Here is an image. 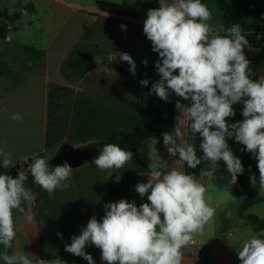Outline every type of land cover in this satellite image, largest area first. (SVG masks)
Listing matches in <instances>:
<instances>
[{"label":"crops","instance_id":"0c3cea01","mask_svg":"<svg viewBox=\"0 0 264 264\" xmlns=\"http://www.w3.org/2000/svg\"><path fill=\"white\" fill-rule=\"evenodd\" d=\"M100 1L118 5L119 13H104L95 4L84 5L74 0H32L26 10L19 1L10 4L9 0H0V14L4 10L9 15L19 13L18 21L9 26L7 36L0 39V56L6 64V72L0 76V150L11 152L14 164L4 168L0 160V174L16 178L18 167L28 169L37 154L50 161L56 154L63 155L66 151L99 142L119 146L135 142L140 82L98 64L83 78L67 80L61 73V66L81 43L94 44L109 63L111 60L129 72H132L129 63L120 60L119 54L127 53L133 58L136 64L134 73H139L142 62L147 60L144 77L152 87L160 79L156 69L160 57L152 51V43L144 34L143 26L148 10L158 8L160 4L159 0ZM228 2L233 6L230 0ZM203 3L213 12L214 20L221 21L222 12L215 2ZM33 11L39 25L36 29L31 17ZM28 13L24 25L34 30L27 34L21 32L24 29L19 21ZM2 19L0 16V21ZM158 100L162 111V132L157 143L136 149L132 160L110 176L97 167L92 168L89 163L72 168L68 188L57 189L51 196L47 193L44 200L26 204V214L34 217L33 222H26L23 215H17V240L13 241L10 253L23 249L26 254L54 261V264H88L83 257L65 251V246L71 244L73 236L81 234L92 216L101 221L105 206L121 199L135 201L137 207L150 203L147 195L141 197L138 194L136 185L148 182L150 165L165 170L179 167L176 164L179 155L169 154L163 134L174 133L178 126L181 113L176 107L177 101L190 106V101H184L174 93L169 94L167 101L159 97ZM4 108L7 111H3ZM13 114H20L23 119L13 120ZM180 126L182 130L185 128L183 122ZM197 136L198 133L194 137L195 144ZM136 159L149 171L137 173ZM183 170L206 185L205 178L209 176L199 177L200 174L197 175L186 162ZM258 171L256 166L253 173ZM26 174L25 187L34 189L37 185L33 177L27 170ZM249 189L257 190L264 198L260 184ZM212 204L216 208L215 216L205 225L203 235L194 238L197 244L188 245L183 250V264H241L236 247L240 245L238 237L243 221L236 208L235 213L230 214L220 199L212 200ZM85 252L93 257L95 264H106L96 246L86 245ZM0 264H3L2 260Z\"/></svg>","mask_w":264,"mask_h":264},{"label":"clouds","instance_id":"9594fccd","mask_svg":"<svg viewBox=\"0 0 264 264\" xmlns=\"http://www.w3.org/2000/svg\"><path fill=\"white\" fill-rule=\"evenodd\" d=\"M159 4L148 10L143 32L152 43V51L160 57L156 63L160 79L152 85L151 93L165 101L170 93L190 101V106L177 101L181 113L178 126L174 133L163 134L169 154L179 155V167L165 170L150 165L148 182L136 185L138 194L147 195L150 203L139 207L126 199L109 203L101 221L92 216L81 234L72 237L65 251L83 257L88 264H95L85 252L89 244L101 250L106 264H183V250L197 235H203L205 225L216 213L208 188L196 176L186 174L183 165L186 162L195 169L202 161L207 162L208 167L199 176L203 178L212 176L223 160L231 174L230 184L234 185L244 167L230 150L226 137H234L253 154L264 190V79L251 78L250 61L244 53L249 41L242 26L234 23L225 27L222 21L214 20L213 12L202 0H159ZM119 59L128 62L130 71L135 72V61L129 54L121 53ZM148 83L147 79L141 81L143 86ZM240 102L244 119L229 125L227 118L235 115L233 105ZM11 118L23 119L20 114ZM180 122L185 125L183 130ZM197 133L202 137L199 148L203 155L199 157L193 142ZM151 143L157 140L153 138ZM132 158V152L106 143L93 162L110 176ZM0 160L4 168L14 165L12 153L6 150H0ZM27 172L49 196L57 189L68 188L73 175L67 162L50 168L48 159L38 154ZM27 179L24 170L16 178L0 174V260L3 264H54L23 249L9 252L17 240V214L23 215L26 222L34 221L24 207L36 200L32 189L25 187ZM250 179L255 185L256 177ZM238 239L241 264H264V230L249 228Z\"/></svg>","mask_w":264,"mask_h":264},{"label":"trees","instance_id":"16d2710c","mask_svg":"<svg viewBox=\"0 0 264 264\" xmlns=\"http://www.w3.org/2000/svg\"><path fill=\"white\" fill-rule=\"evenodd\" d=\"M208 0H202L205 2ZM215 2L218 10L222 12L221 21L224 23L225 27H230L232 24H240L245 32L256 31L259 29L261 22L260 19V8L251 7V3L254 0H233L236 2V6L233 7L228 0H212ZM264 4V0H261ZM96 7L104 13L109 14H118L119 6L116 4L95 0ZM251 16V22L246 23L245 19L247 16ZM0 16L3 18L0 21V39H4L8 32L9 26L13 25L19 19V13H13L9 15L6 10H4ZM246 38L249 41V45L244 48V53L246 58L250 61L249 67L251 68V78L258 79L257 75L253 73L254 69V56H251L252 52L258 53L261 57L264 58V35H251L246 34ZM96 55H100L99 49L94 44L81 43L64 61L61 66V73L67 80L81 79L88 72L94 70L98 67L97 64L92 62L93 58ZM109 69L118 71L122 74L132 76L136 78L141 85L140 92V103H139V121L137 128V138L135 142L120 146L126 151L134 152L136 149L140 148V144L145 139L153 138L156 140L160 138L162 132V111L161 105L158 100L157 95L151 93V85L148 83L147 86H143L141 81L145 79L144 69L145 64L142 62L141 70L139 73L129 72L113 61L110 60ZM6 64L0 56V76L5 74ZM227 143L230 150L236 155L242 162L244 167V172L238 175L237 182L234 184V192L236 196L240 199V204L238 206L237 212L238 217L249 226L251 229L256 231L264 230V218L260 219L253 214H248V210L258 203L264 202V198L258 195L257 190L249 189L246 187V178L248 175L252 174L255 169V163L252 159L253 154L245 150V146L237 142L233 137H226ZM202 141V137L198 134L196 139V147L198 151V157L203 155L202 150L199 148V144ZM107 142H99L89 146H93L102 151L104 144ZM87 146V147H89ZM94 159L82 161L72 168L77 167L81 163H89L92 168H96L94 164ZM50 168L55 166L63 165L62 155L56 154L50 161H48ZM208 167L207 162L202 161L195 170L196 174L199 175L202 170ZM135 171L137 173L148 172L149 169L144 165L140 160L136 159L135 161ZM33 190V188H31ZM47 192L44 190L43 195L35 200H44L46 198ZM26 204L24 205V207ZM19 215V214H17ZM3 246L0 245V251H2Z\"/></svg>","mask_w":264,"mask_h":264},{"label":"rangeland","instance_id":"374dc122","mask_svg":"<svg viewBox=\"0 0 264 264\" xmlns=\"http://www.w3.org/2000/svg\"><path fill=\"white\" fill-rule=\"evenodd\" d=\"M21 2L22 6L25 8H27L28 4L32 3V0H9L10 4H16L17 2ZM74 1H78L79 4H90V5H94L95 4V0H74ZM229 1V0H228ZM231 3H233V7L236 6V2L233 0H230ZM251 7L253 8H260L262 9L264 7V4L261 2V0H254L251 3ZM17 10H19V8H17ZM17 12V11H15ZM38 12L40 13V9H38ZM28 15H30L29 13L27 15H22L21 19L19 22H21L23 24V28L21 32L23 33H27L28 32H33L34 28H38L39 25L36 24L35 21V14L34 11L31 12V17L33 19V25L34 28L33 29H27L26 26L24 25L27 20H28ZM246 23L251 22V16H247V18L245 19ZM245 33V31H244ZM246 35V34H245ZM251 56H254L253 60H254V69H253V73L257 75L258 79H263L264 78V58L261 57L258 53L256 52H252ZM243 106V103H237L233 105V109L235 111V115L233 117H229L227 118V123L229 125L236 123L235 117L237 114V110ZM231 131V129H230ZM155 144H152L151 141L147 143V147H152ZM252 159L255 163V167L256 165V159L254 156H252ZM226 164L224 163L223 160H220L218 162V167L215 170V172H213L212 176H209L208 178H205L206 180V187L208 188V192H210L208 195L211 197V200H215V199H220L222 204H224V206L229 210L230 214L235 213L234 209L238 208L239 204H240V199L236 196L235 192H234V185L230 184V180H231V174L226 170ZM259 172V171H258ZM256 172L255 174L253 173L252 175H250L248 177L247 180V184L246 187H255L258 186L259 182L257 181V183L255 185H253L251 183V177L257 175ZM212 190V191H211ZM224 191H228V192H224ZM215 192V194H214ZM214 194V195H213ZM237 212V211H236ZM238 213V212H237ZM248 214H253L255 216H257L258 218L262 219L264 218V202L262 203H258L256 205H254L253 207H251L248 212ZM218 221V219H217ZM250 227L245 225L244 222H242L241 224V233L245 232L246 230H248Z\"/></svg>","mask_w":264,"mask_h":264},{"label":"water","instance_id":"95a60500","mask_svg":"<svg viewBox=\"0 0 264 264\" xmlns=\"http://www.w3.org/2000/svg\"><path fill=\"white\" fill-rule=\"evenodd\" d=\"M92 62L94 64L101 65L105 68L109 66V59L101 55H96L93 58ZM149 141L150 139L143 140L140 146L142 147L146 145ZM99 154H100L99 150L93 146L81 147V148L66 151L62 155V159H63V163L67 162L72 168L74 165L82 161L97 158ZM32 191L36 194V200L39 199L44 193V189L39 185H37Z\"/></svg>","mask_w":264,"mask_h":264},{"label":"built area","instance_id":"2783aa9c","mask_svg":"<svg viewBox=\"0 0 264 264\" xmlns=\"http://www.w3.org/2000/svg\"><path fill=\"white\" fill-rule=\"evenodd\" d=\"M260 19H261V22H260V25H259V29L256 30V31L245 32V34L258 35V36L264 35V7L261 9ZM242 110H243V106H241L237 110V114H236V117H235L236 122L242 121L244 119V117L242 115ZM21 170L26 171L27 170V167H25V166H19L18 167V171H21ZM196 244H197L196 241H193L189 245H196Z\"/></svg>","mask_w":264,"mask_h":264}]
</instances>
